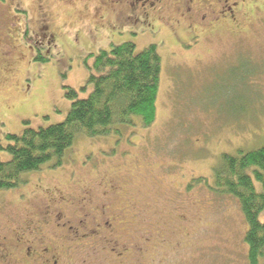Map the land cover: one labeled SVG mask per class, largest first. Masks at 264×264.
Returning <instances> with one entry per match:
<instances>
[{
  "label": "rangeland",
  "instance_id": "1",
  "mask_svg": "<svg viewBox=\"0 0 264 264\" xmlns=\"http://www.w3.org/2000/svg\"><path fill=\"white\" fill-rule=\"evenodd\" d=\"M18 3L0 0L3 160L7 134L66 120L65 87L89 97V55L156 45L162 73L151 128L81 136L62 167L0 193V264H249L245 216L235 197L214 190V169L224 154L264 147V0H244L242 33L219 24L197 43L187 42L173 4L159 15L138 11L157 34L124 33L125 8L101 1ZM108 223L120 233L111 243L98 230ZM94 230L100 239H85Z\"/></svg>",
  "mask_w": 264,
  "mask_h": 264
},
{
  "label": "trees",
  "instance_id": "2",
  "mask_svg": "<svg viewBox=\"0 0 264 264\" xmlns=\"http://www.w3.org/2000/svg\"><path fill=\"white\" fill-rule=\"evenodd\" d=\"M87 59H93L88 65V84L93 90L88 98L80 99L75 90L65 87V97L72 106L63 123L5 136L7 145L1 149L8 158L0 156V193L25 186L26 175L45 166L62 167L65 155L81 136L106 138L121 134L123 128L140 125L146 130L155 124L162 73L156 45L140 53L132 42L112 45L111 50ZM214 180L217 193L239 201L248 225L245 242L249 264H259L264 256V221L260 220L264 212V147L240 150L237 156L222 155L214 169Z\"/></svg>",
  "mask_w": 264,
  "mask_h": 264
},
{
  "label": "flooded vegetation",
  "instance_id": "3",
  "mask_svg": "<svg viewBox=\"0 0 264 264\" xmlns=\"http://www.w3.org/2000/svg\"><path fill=\"white\" fill-rule=\"evenodd\" d=\"M14 1V2H13ZM81 0H74L75 3H79ZM86 1V0H85ZM101 1V3H108L112 7L117 9L125 8L126 17L123 20L124 33H130V30L136 29L140 31L142 28H152L156 30L157 34L160 27H149L147 24L148 16L140 17L138 11L144 12L145 15L148 13L159 15L164 8L169 4H173L175 11L176 24H181L186 22L187 34L189 43L202 42L204 36L214 35L215 28L219 24H226V32L242 33L243 25L247 22V16L245 13L246 6L244 5V0H96ZM6 4L11 3L15 6L18 0H5ZM19 7V6H18ZM15 8V7H13ZM16 9V8H15ZM14 9V10H15ZM143 20V21H142ZM182 41L179 42V45ZM25 81V80H24ZM227 128L222 124L219 125V130H226ZM238 135V132L236 131ZM98 230H104L103 241H108L111 243L116 239L117 233L113 227L108 223L107 226L103 228H98ZM98 230L92 231L88 236L85 235V239L98 240L100 235ZM138 230V229H136ZM87 248H85L86 250ZM114 252L117 251L115 248ZM31 254V249H27V256ZM117 256L124 258L127 255L121 251L117 253ZM53 264H58L57 260L53 261Z\"/></svg>",
  "mask_w": 264,
  "mask_h": 264
}]
</instances>
